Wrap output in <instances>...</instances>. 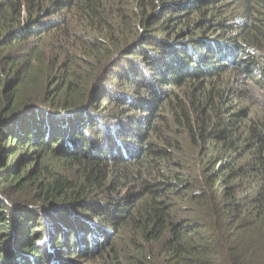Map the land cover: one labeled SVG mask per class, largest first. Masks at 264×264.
Segmentation results:
<instances>
[{
    "label": "trees",
    "instance_id": "obj_1",
    "mask_svg": "<svg viewBox=\"0 0 264 264\" xmlns=\"http://www.w3.org/2000/svg\"><path fill=\"white\" fill-rule=\"evenodd\" d=\"M0 264H264V0H0Z\"/></svg>",
    "mask_w": 264,
    "mask_h": 264
}]
</instances>
